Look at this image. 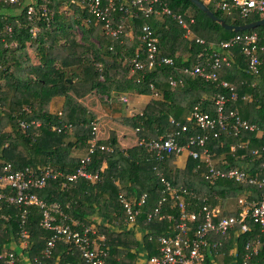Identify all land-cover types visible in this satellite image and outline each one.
<instances>
[{
  "label": "trees",
  "instance_id": "1",
  "mask_svg": "<svg viewBox=\"0 0 264 264\" xmlns=\"http://www.w3.org/2000/svg\"><path fill=\"white\" fill-rule=\"evenodd\" d=\"M108 1L103 0V3ZM112 1L118 8L126 4L125 0ZM160 1L172 13L182 14L187 22L188 17H193L195 23L189 27L205 44L187 40L185 30L164 14L134 19L117 11L114 16L116 21L124 23V32L112 37L105 34L104 23L89 14L81 0L74 3L73 0H35L27 6L23 0L19 4L0 0V80L3 81L0 84V164L9 163L15 170L29 168L35 173L49 168L59 174L34 193L47 205L57 204L71 227L81 229L94 225L97 232L94 238L103 236L97 241L99 250L105 253V264H138L141 256L146 261L158 256V238L174 233L176 221L173 220L180 214L175 196L184 201L188 213H197L203 206L223 208L228 201L236 200L235 211L222 215L236 216L242 209L239 198L255 202L258 199L252 194L261 192L257 185L207 179L205 164L190 156L180 169L174 164L177 155L158 161L139 145L121 150L113 132L108 140L96 142L87 164V173L97 174L98 179H67L80 167L81 158L74 156V151H84L82 158L85 157L93 139V118L78 101L93 91L98 92L100 102L109 113L121 112V104L115 102L117 96L129 93L153 96L156 92L158 95L153 96L143 112L132 117L137 140H157L164 134L180 132V144H185L189 136L203 134L202 130L195 129L194 120L188 119L195 108L216 117V102L224 97L225 114L236 111L241 119L256 124L261 131L242 130L234 134L216 130V137L210 132L204 147L194 149L198 153L207 150L215 161V168H233L247 176L262 172L264 53L257 54L260 65L256 76L248 72L247 58L240 46L231 49L234 59L229 67L216 72L217 81L184 75L182 69L197 64L203 48L219 45L243 32L224 30L188 0ZM200 1L226 24L239 26L264 18V15L253 14L243 19L235 10L222 11L218 4L229 0ZM64 3L73 10L74 16L68 21L61 11ZM29 6L35 9L32 20L27 15ZM43 11L46 16H42ZM144 25L151 28L158 40L159 56L172 58L174 62L150 69L145 66L132 73L131 60L139 55L138 60L143 61L146 56L145 45L139 39ZM75 29L81 32V41L72 35ZM250 32L262 37L264 26ZM170 77L176 81V87L169 85ZM222 81L231 85L233 91L223 88ZM232 92L237 96L235 100L230 99ZM55 99H63L57 112L51 111ZM64 125L71 127L64 128ZM54 127L61 131L53 130ZM182 127L186 128L185 132ZM166 184L178 194H171ZM182 191L187 194H181ZM0 192H3L1 188ZM142 195H146L145 204L136 221L128 227L121 201L136 203ZM159 201L162 202L155 215ZM168 216L173 220L169 221ZM42 218V209L38 206H15L3 201L0 204V252L7 250L14 255V264H20L13 246L25 243L20 248L30 264H83L78 249L62 241L55 243L48 258L44 256L53 232L42 227ZM56 219L58 221L59 217ZM247 222L250 232L231 233L226 241L209 235V247L202 250L205 254L202 264H243L245 244L254 240H259L260 245L248 264H264V237L260 227ZM195 226L191 224L192 230ZM220 242L221 246L211 248L213 243ZM0 264H7V259L0 260Z\"/></svg>",
  "mask_w": 264,
  "mask_h": 264
},
{
  "label": "built area",
  "instance_id": "2",
  "mask_svg": "<svg viewBox=\"0 0 264 264\" xmlns=\"http://www.w3.org/2000/svg\"><path fill=\"white\" fill-rule=\"evenodd\" d=\"M3 2L16 4L18 0H3ZM125 2L124 7L118 8L112 0H109L106 4L103 3V0H81V3L85 4L88 13L96 16L100 22L104 23L105 34L112 37H117L124 32V23L122 20L116 21L114 16L117 11H123L126 18L134 19L139 16L149 19L153 15L164 14L171 17L178 26L185 30L184 37L187 40H193L195 44L199 45L205 44L201 38L193 34L189 27L195 23L193 17H188L187 22L182 14L172 13L169 8L162 6L160 0H125ZM218 7L222 11L229 12L235 10L243 19L253 14L264 15V0H229L228 2L219 3ZM27 15L30 20L34 19L35 9L32 6L28 7ZM46 15L47 13L43 11L42 16ZM35 31V28L31 30L33 33ZM139 39L145 45L146 56L143 61L138 60L139 55H136L131 60L132 73L141 71L145 66L150 69L162 64H173L172 58L159 56L158 40L153 36L151 28L148 25L142 27V34ZM235 46L241 47L242 54L247 58L248 72L256 76L260 65L257 54L264 53V36L260 37L256 32L250 31L238 34L219 45L210 44L207 48H203L202 52L198 55L197 64L183 68L182 73L192 78L200 77L205 81H217L216 72L223 67L231 65L234 59L231 49ZM169 85L171 87H176L177 85L172 77L169 78ZM220 85L233 91L232 86L227 82L222 81ZM151 89H153L152 86ZM157 95L154 92L153 96L156 97ZM236 97V94L232 92L230 99L235 100ZM122 101L126 102L125 99ZM216 103L218 105L216 117H212L208 113H201L198 111V108H195L188 118L189 120H194L195 129L202 130V135L189 136L185 144H180L178 140L180 132L168 133L162 135L157 140H141L138 142V145L144 147L150 156L158 161H163L171 155L179 156L182 153H187L193 159L202 160L207 168L206 177L209 180L226 179L240 184L257 185L261 189V192L258 195L253 193L252 196L254 195L255 199L258 200L249 203L244 197H241L238 199V204L242 207L241 211L236 216H222L216 207L209 208L207 206H203L197 213H188L184 201L175 196L180 210L179 217L177 220H173L172 216L167 217L169 221H176L174 233L168 237L160 236L158 238L159 255L149 258L146 264H202L205 259V254L202 250L209 247V235L219 236L222 241H226L231 233L236 235L250 232L251 229L247 221L258 224L260 232L264 237V162L261 165V173L255 172L253 176H247L244 172L237 169L215 168V161L211 159V154L207 150L198 153L194 149L204 147L210 132H213V136L216 137L218 134L215 132L216 130L226 133L232 131L234 134L242 130L249 132L261 131L256 124H249L247 121L241 119L236 111L225 114L223 112L224 97H220ZM59 116H61V113H59ZM91 126L93 139L88 149V154L81 158L80 167L77 172L74 175L67 176L69 181H74L77 177H83L90 181L98 179L97 174L91 175L86 171L87 164L90 163L91 154L94 152L96 144V127L94 123ZM63 127L70 128L71 126L64 125ZM53 130L61 131L60 128L55 127ZM185 131L186 128L182 127V132ZM262 131L264 132V130ZM100 149L109 150L104 147H100ZM257 152L254 154H257ZM222 163L225 164V162ZM58 175L49 168L35 173L29 168L15 170L9 163L0 164V188L3 190V192H0V204L4 201L9 205L25 207L33 205L42 209L43 218L41 225L45 230L53 232L44 250L46 258L50 256L55 243L62 241L78 249L83 264H105V253L99 250V246L96 245L97 243L94 238L96 233L94 229L83 226L81 229L71 227L66 223L67 218L62 214L57 204L47 205L34 193V191L44 188L49 179H55ZM166 185L167 190L171 194L177 193L171 186ZM181 194L186 195L187 192L182 191ZM145 199L146 195H142L136 203L121 201L126 211V225L128 227L136 221L140 208L145 204ZM162 201H165V198H162ZM161 202H158L154 210L155 215H158ZM56 216L59 217L58 221ZM160 218L162 219L163 217ZM191 224L196 225L194 230H192ZM22 237H26L25 233L22 234ZM219 245L221 246L222 242L213 243L211 248L214 249ZM259 245V240L246 242L244 247L246 253L243 257V264H248L251 257L257 253ZM4 259H7V264L15 263L14 255L7 252V250L0 252V260ZM39 264L42 263L40 262Z\"/></svg>",
  "mask_w": 264,
  "mask_h": 264
},
{
  "label": "crops",
  "instance_id": "3",
  "mask_svg": "<svg viewBox=\"0 0 264 264\" xmlns=\"http://www.w3.org/2000/svg\"><path fill=\"white\" fill-rule=\"evenodd\" d=\"M91 97V98H90ZM121 97L126 98L125 108L121 106V112L109 113L107 109L100 102V97L97 91H93L90 95L83 99L78 100L82 105L91 113L93 118V123H95L96 128V142L106 141L109 139L111 132L115 133L117 138V144L121 150H128L138 145V140L136 137V130L134 133H129L128 128H131L130 123H132V116L141 114L145 109L149 101L154 98L150 95H138V94H123L115 98V102L121 104ZM106 99V97H104ZM90 104L88 106L86 103ZM132 115V116H131ZM131 116V117H130ZM134 127V126H133ZM135 129V128H134ZM188 155L187 153H182L176 157L174 164L177 168L183 169L187 163ZM224 162V161H223ZM106 165H103V169ZM99 222V221H98ZM103 236H98L96 240V245L99 246L97 240H102ZM25 245V243H23ZM23 247V246H20ZM23 254H20V261L23 262ZM25 264H28L26 259ZM138 264H146V258L140 259ZM212 264H215L214 262Z\"/></svg>",
  "mask_w": 264,
  "mask_h": 264
},
{
  "label": "rangeland",
  "instance_id": "4",
  "mask_svg": "<svg viewBox=\"0 0 264 264\" xmlns=\"http://www.w3.org/2000/svg\"><path fill=\"white\" fill-rule=\"evenodd\" d=\"M24 1V3H25V6H27V5H31V4H34V2H35V0H23ZM76 0H73V2L72 3H74ZM204 1H208V0H204ZM19 2H20V0H18V2L16 3V4H19ZM61 11L63 12V15H64V18L68 21V19L70 18V16H74V15H72L73 14V10L69 7V5L68 4H66V3H64L63 5H62V8H61ZM72 35L74 36V38H76V40H78V41H81V32L79 31V30H77V29H75V31L74 32H72ZM129 38H132V37H130V35H129ZM91 42H94V44L96 43L95 42V40H91ZM0 84H3V81L2 80H0ZM99 97H100V95H99ZM91 98V97H90ZM105 99V98H104ZM120 99V101H122L123 99H125L126 100V98H124V97H121V98H119ZM62 102H63V99H55L53 102H52V104H51V111H53V112H57V111H59L60 110V108H61V106H62ZM127 102V101H126ZM126 102H124V101H122V102H120L121 103V106H122V108L124 107L125 108V106H124V104H126ZM82 104V103H81ZM88 106H90V104H89V102L88 103H86ZM123 108V109H124ZM132 116V115H131ZM130 116V117H131ZM133 117V116H132ZM131 117V118H132ZM94 125H95V123H94ZM130 126H131V128H128V132L129 133H134L135 132V129H134V127H133V123H130ZM97 128V127H96ZM7 130H9V128H7ZM84 154H85V152L84 151H81V150H78V151H74V156H76V157H78V158H82V156H84ZM216 161H218L219 162V160H216ZM223 162V161H222ZM235 204H236V200H230V201H228L225 205H224V207L222 208V207H219V206H216V208L219 210V212H220V214L221 215H227L229 212H234L235 211ZM93 229H94V231H95V233H97L96 232V228H95V226L93 225V226H91ZM138 237L140 238L141 236L140 235H138ZM22 246H24V244L22 243L21 244ZM13 247H14V249H13ZM13 247H10V249L12 248L15 252H17L18 253V255H20V254H22L23 252H21V248L19 247V246H17V247H15V245L13 246ZM23 262H21L20 260H19V262H20V264H25L24 263V260L26 259V261H28V258H27V255H26V253H23ZM141 259H144V257H142L141 256ZM28 264H30L29 262H28Z\"/></svg>",
  "mask_w": 264,
  "mask_h": 264
},
{
  "label": "water",
  "instance_id": "5",
  "mask_svg": "<svg viewBox=\"0 0 264 264\" xmlns=\"http://www.w3.org/2000/svg\"><path fill=\"white\" fill-rule=\"evenodd\" d=\"M193 5H195L199 10H201L209 19L213 22L219 24L224 30L229 32H246L251 31L256 28L264 26V18L250 23H245L239 26L226 24L222 19L217 18L209 8L200 0H188Z\"/></svg>",
  "mask_w": 264,
  "mask_h": 264
}]
</instances>
